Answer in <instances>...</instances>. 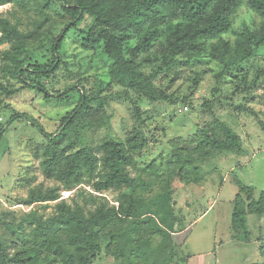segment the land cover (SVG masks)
<instances>
[{
	"label": "trees",
	"instance_id": "1",
	"mask_svg": "<svg viewBox=\"0 0 264 264\" xmlns=\"http://www.w3.org/2000/svg\"><path fill=\"white\" fill-rule=\"evenodd\" d=\"M4 3L13 4L25 15L34 12L39 18L35 29L26 34L20 31V22L12 23L0 16V45L10 46L4 55L13 63L8 68L13 77L47 100L79 94L78 102L53 133L45 131L27 113L16 112L11 116L1 113L0 141L14 122L28 123L46 141L44 175L58 182V187L32 192L26 204L56 202L61 191H72L83 183L92 192H78L81 204L57 202L56 212L47 219L30 212L22 220L29 232L23 230L22 236H18L17 228L23 226L12 225V234L18 236L14 244L20 242L21 248L9 252L0 237V264H92L102 251V243L106 256L121 264H173L176 254L172 235L178 219L173 212L172 180L177 177L186 184L197 183L198 164L222 154L240 156L239 136L213 117L193 134L172 139L169 156L157 165L150 163L134 179L127 168L133 163L132 155L144 146L143 124L133 127L125 143L102 140L97 147L100 155L87 146L74 148L69 140L60 148L91 105H108L110 99L126 103L139 123L143 120L138 101L143 99L180 104V113L187 107L186 96L180 99L168 96L154 83L178 66L215 62L219 66L215 78L218 81L235 78L232 96L236 93L248 97L264 78V70H258L254 79L247 81L249 72L243 68L244 62L264 50V0H0V5ZM243 5L253 19L250 25L234 30L236 11ZM51 13L64 22L51 44L50 64L27 63L32 60L28 56L20 59V54L27 50L26 40L48 24ZM80 25L84 27L78 29ZM77 32L86 48H101L109 62L108 82L105 85L98 81L90 95L77 83L51 93L40 78L59 68L61 46L70 33ZM229 35L234 36V42L229 41ZM193 82L196 86L198 79ZM0 90L5 91L1 85ZM202 108L209 109L208 102ZM243 108L250 112L249 108ZM233 182L238 194L233 201L231 226L241 236L240 240L247 242L246 216L264 215V191L257 201H252V187L240 184L237 179ZM113 191L118 193L116 206L94 195ZM243 195L252 202L246 204ZM259 255L260 264H264V245ZM41 256L51 257L52 262H38Z\"/></svg>",
	"mask_w": 264,
	"mask_h": 264
},
{
	"label": "rangeland",
	"instance_id": "2",
	"mask_svg": "<svg viewBox=\"0 0 264 264\" xmlns=\"http://www.w3.org/2000/svg\"><path fill=\"white\" fill-rule=\"evenodd\" d=\"M0 16L12 23L20 22L21 32L29 34L39 19L34 12L27 15L19 12L11 3L0 5ZM253 16L246 6H241L233 20L234 30L250 25ZM64 22L54 13L51 19L39 31L26 40L24 52L20 59L28 56L32 60L27 63L49 65L52 60L51 44ZM52 23V24H51ZM50 24V25H49ZM80 25L78 29H82ZM1 35V32H0ZM78 32L70 33L59 51V68L46 77L40 78L41 84L51 93L62 91L71 84L83 85L87 94L95 91L98 81L105 85L108 82V61L101 52L86 48L78 37ZM234 42V36L229 35ZM10 50L9 44L0 45V85L7 90H0V117L5 112L27 113L45 131L53 133L60 121L70 113L78 102L79 94L70 93L60 100L45 99L37 90L23 87L9 72L13 63L5 58L4 53ZM18 55V54H17ZM26 63V64H27ZM9 68V70H8ZM248 70L247 81L254 79L258 70H264V50L252 60L243 63ZM219 66L215 62L203 63L191 67H175L167 76H159L155 84L168 96L185 97L186 109L179 113L180 104H170L160 100L149 102L138 101L142 111V123L134 120L128 105L122 100L110 99L108 105H91L78 118L76 128L67 136L71 146L78 148L87 146L100 155L98 145L104 139H112L125 143L128 133L135 126L142 125L144 146L139 153L132 155L133 163L127 168L131 178L139 175L140 170L150 163L156 165L171 153L170 141L174 138H185L193 134L198 126L207 123L213 117L218 118L231 128L240 138L242 154L235 156L222 154L198 164L197 183H183L179 178L172 180L173 212L178 225L172 235L174 241L173 264H260L262 258L259 249L264 245V215H247V242L240 240L231 226L233 201L238 194L234 179L252 187V201H257L264 191V78L256 85V89L244 98L243 95L232 96L236 79L225 77L217 80L215 75ZM177 72L180 74L177 75ZM176 74V76H174ZM175 77V78H174ZM198 79L197 85L193 80ZM104 85V86H105ZM117 89V88H116ZM13 93H9V92ZM208 102L210 108H202ZM243 107L250 112L243 111ZM262 125L260 124V122ZM73 140V141H72ZM46 141L28 123L14 122L0 141V237L7 245L9 252L21 248L15 246L14 240L28 233L29 227L22 220L30 212L42 219L51 217L57 202L71 204L82 203L78 192L91 193L87 184H80L72 191H61L56 202L33 203L26 201L32 192L58 187V182L44 175L42 162ZM144 177V175H143ZM117 205L118 193L104 192L94 194ZM245 203L246 195L242 196ZM90 206V205H89ZM91 207V206H90ZM93 208V207H91ZM17 228L18 236L11 232L12 225ZM169 246V243H167ZM15 246V247H14ZM105 243L101 253L92 264H121L105 254ZM46 259V260H45ZM48 262L51 257L41 256L39 259ZM52 262V260L50 261Z\"/></svg>",
	"mask_w": 264,
	"mask_h": 264
},
{
	"label": "built area",
	"instance_id": "3",
	"mask_svg": "<svg viewBox=\"0 0 264 264\" xmlns=\"http://www.w3.org/2000/svg\"><path fill=\"white\" fill-rule=\"evenodd\" d=\"M183 109H186V107H184ZM181 112V111H180Z\"/></svg>",
	"mask_w": 264,
	"mask_h": 264
}]
</instances>
